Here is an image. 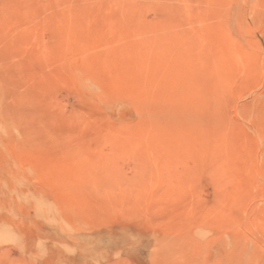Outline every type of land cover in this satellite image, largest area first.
<instances>
[{
  "label": "rangeland",
  "instance_id": "obj_1",
  "mask_svg": "<svg viewBox=\"0 0 264 264\" xmlns=\"http://www.w3.org/2000/svg\"><path fill=\"white\" fill-rule=\"evenodd\" d=\"M0 264H264V0H0Z\"/></svg>",
  "mask_w": 264,
  "mask_h": 264
}]
</instances>
